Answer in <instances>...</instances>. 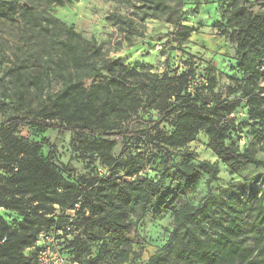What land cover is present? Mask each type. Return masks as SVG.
Wrapping results in <instances>:
<instances>
[{
	"label": "trees",
	"instance_id": "1",
	"mask_svg": "<svg viewBox=\"0 0 264 264\" xmlns=\"http://www.w3.org/2000/svg\"><path fill=\"white\" fill-rule=\"evenodd\" d=\"M58 1L64 4L72 0ZM255 4L264 6V0H231L230 9L217 24L223 35L228 27L234 28L237 67L249 73L239 88L241 98L233 100L207 99L216 83L211 75L205 83L197 84L191 69L171 76L131 68L112 59L94 40L84 39L73 26L62 25L66 27V38L58 43L62 87L44 97L41 80L36 78L39 113L7 121L15 130L19 124L32 123L45 131L59 129L92 136L94 139L84 141L82 148L100 165L88 182L67 185L57 167L42 155L41 143L27 142L13 130H6L1 135L0 162L7 166L9 177L8 187L1 191L5 198L0 199V207L18 212L22 221L12 227L0 216V264H36L28 250L35 246L41 232L54 229L63 231L60 250L78 264H125L132 253L128 230L151 210L173 209L180 188L194 189L203 173L210 175L208 182L218 179L219 167L210 160L187 158L174 163L173 150L185 146L199 131L208 136L210 149L232 172L249 165L264 167V160L256 157V142L264 141V86H259L264 79V13L256 12ZM114 17L117 22L125 20L124 15ZM44 19L58 22L55 17ZM194 31L178 22L171 40L180 46ZM242 98L255 126V143L244 150L231 142L234 129L223 120L235 114ZM145 105L160 113L156 124L167 117L175 118L171 133L156 143L166 158L158 179L143 173L137 157L130 155L127 161H119L113 155L117 141L126 138L127 131L121 125ZM101 169L106 172L102 174ZM172 169L180 188H173L169 182ZM234 204L229 206L227 217L213 214L209 201L173 209L178 239L175 245L167 246L174 262L264 264L263 235H258L255 246H248L242 237V211ZM256 207L259 212L255 222L264 225L263 198ZM130 210L137 221L127 218ZM93 245L97 248L92 249ZM116 257V261L106 262Z\"/></svg>",
	"mask_w": 264,
	"mask_h": 264
},
{
	"label": "rangeland",
	"instance_id": "2",
	"mask_svg": "<svg viewBox=\"0 0 264 264\" xmlns=\"http://www.w3.org/2000/svg\"><path fill=\"white\" fill-rule=\"evenodd\" d=\"M230 4L231 0H72L64 4L58 0H0V148L1 135L13 130L27 142L43 145L42 155L57 167L67 185L86 183L94 177L100 162L85 154L82 148L84 141L94 137L59 129L45 131L32 123L19 124L15 130L7 121L39 113L36 78L41 80L44 97L62 87L58 43L66 38V27L70 26L84 39L94 40L112 59L131 68L171 76L191 69L197 84L205 83L209 75L214 77L215 88L207 94L208 100L240 99L239 88L249 73L237 67L239 55L234 28L228 27L223 35L217 27ZM255 11L264 13V6L255 4ZM115 15H124V22H117ZM48 16L58 22L48 23L44 19ZM178 22L195 30L180 46L171 40ZM259 86H264V79ZM242 99L235 114L223 120L234 129L231 142L244 150L255 143V126ZM159 115L147 105L141 108L121 125L127 131L126 138L117 141L113 152L119 161H127L130 155L137 157L143 164V173L155 179L160 177L166 159L156 143L171 133L175 123L174 117H167L156 124ZM148 138L156 142L151 143ZM173 154L174 163L191 158L196 162L210 160L219 167L217 180L208 182L210 175L203 173L194 189L180 188L172 169L169 182L173 188H180V197L173 209L186 204L197 207L209 201L213 214L227 217L229 206L235 202L237 210L242 211L245 230L242 237L248 246L256 245L258 235L264 238V225L255 222L259 212L257 203L264 199V167L249 165L240 172H232L210 149L209 138L203 131L185 146L174 149ZM256 157L264 160V141L256 142ZM8 177L7 166L0 162V199L5 198L1 191L8 187ZM27 203L30 207L34 205ZM173 209L151 210L126 232L132 253L125 264H179L174 262L167 246L175 245L178 239ZM127 213L128 219L137 221L133 210ZM0 216L12 227L22 221L18 212L3 207H0ZM96 248L93 245L92 249ZM116 260L117 257L108 258L106 262Z\"/></svg>",
	"mask_w": 264,
	"mask_h": 264
},
{
	"label": "built area",
	"instance_id": "3",
	"mask_svg": "<svg viewBox=\"0 0 264 264\" xmlns=\"http://www.w3.org/2000/svg\"><path fill=\"white\" fill-rule=\"evenodd\" d=\"M100 172L104 174L106 171L101 169ZM62 233L61 229H54L39 234L35 246L28 250L34 254L36 264H78L60 250L58 242Z\"/></svg>",
	"mask_w": 264,
	"mask_h": 264
}]
</instances>
